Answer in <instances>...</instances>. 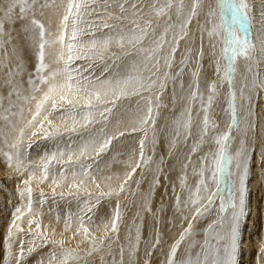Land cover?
I'll list each match as a JSON object with an SVG mask.
<instances>
[{
    "label": "snow or ice",
    "instance_id": "obj_1",
    "mask_svg": "<svg viewBox=\"0 0 264 264\" xmlns=\"http://www.w3.org/2000/svg\"><path fill=\"white\" fill-rule=\"evenodd\" d=\"M253 12L250 0H0V164L17 200L0 264H152L156 252L158 264H239L250 165L264 168V0L255 36ZM36 139L50 144L38 159ZM161 140L168 157L188 148L170 198L180 230L171 241L156 231L141 254L139 225L121 236L124 202L139 199L141 220L164 211L152 208ZM217 198L200 242L194 221Z\"/></svg>",
    "mask_w": 264,
    "mask_h": 264
},
{
    "label": "rangeland",
    "instance_id": "obj_2",
    "mask_svg": "<svg viewBox=\"0 0 264 264\" xmlns=\"http://www.w3.org/2000/svg\"><path fill=\"white\" fill-rule=\"evenodd\" d=\"M209 2H213V1L209 0ZM206 4H207V1H206ZM213 4H214V2H213ZM17 27H18V25H17ZM6 30H7V25H6ZM252 31H253V29H252ZM252 34H253V32H252ZM15 36H16V33L14 32L13 37H15ZM77 63H80V62L78 61ZM240 71H243L242 65H241ZM261 72H264V66H261ZM185 78H187V77H185ZM185 84H187V79L185 80ZM202 84H203V82H202ZM169 87H171L170 94H172V86H171V84H169L167 91L165 92L166 96H167V93L169 92ZM202 87H203V85H202ZM176 92H177V95L180 94V89H179L178 85L176 88ZM166 96L164 97V103L170 104L168 102V100L166 101V99H167ZM166 111L168 112V114L164 115V112H166ZM178 111H179V106L177 105V112ZM216 111H218V107L213 109L214 113ZM161 112L164 116H171L172 115V113L170 112L169 109L162 108ZM161 120L162 121H160V123L163 124L164 120L163 119H161ZM134 135H138V134H134ZM131 143H132V141L129 140V141H125L123 143V145L117 144L116 148L113 149V152H116L118 150H124V149H126L127 145H130ZM191 143H192V140L189 139V141H188L189 147L191 146ZM137 147H138V143H137ZM48 148H50V144L48 142L40 140V139H36L33 142V146L29 151H30L32 158L38 159L39 155H37V154H43V151L48 149ZM178 148H179V151L174 150V155L171 157H168L167 156V145L165 144V142L163 140L158 142L157 147H156V155L153 157V159L158 160L161 155H165V158H166V163L163 166L164 172L159 177L160 183H161V181L166 183L165 178L167 176L170 177V175L172 174L171 170H172V165H174V163H175L174 159H177V161L181 164V161L183 160L184 156L188 152V148L184 147L183 145H179ZM147 154L149 156L152 155L151 145L148 146ZM121 159H126V156L121 157ZM195 159H196V157L194 156L193 160H195ZM109 162H111V161L109 160ZM257 162H259L258 159H257ZM257 162L253 161L252 163H254V165H260V162L259 163H257ZM252 163L250 165L249 177H248V181H247L248 192H247V196H246V214H245L244 220L241 222V228H240L241 245H240V251H239V255H238V262H239L240 255L247 252V250L243 251L244 247L242 245L246 241V237H247L248 233L250 234V237L248 238V240H250L251 243H253L252 249L255 251L253 254H250V260H252L253 262H255L256 254H257V251L255 250L257 248L256 244H258V241L260 239L264 238V219H263L264 218V198L262 195H259L258 197L255 198V201L252 202L253 195H252L251 191L254 189H252L251 186H252V183L254 182L253 173L255 170V166H253ZM114 164H113V166H114ZM102 166H103V164H102ZM152 167H154V165H150L149 168H146L144 170L145 178H147V176H150V178L147 179L146 182L151 180V178H152V176H151V168ZM112 170H113V167H112ZM188 173H189V177H188L189 183L194 184L195 177H193L191 175V167H189ZM15 184H16V178L15 177L9 178L5 174V169H4L3 165L0 164V238L3 237L5 230H6V226L11 220V212L14 210V207L17 204V200L15 198ZM144 185H145V182H143L141 184V191H144ZM172 185H173V182L170 179H168V185L167 186H166V184L165 185L164 184L159 185V187L161 186L160 189L166 191L167 197L164 198V201L166 200V198L168 201L162 205V208L164 209V211L161 212L158 216L159 217V219H158L159 223H156L157 218L154 219L150 213H146V212H142L143 219L140 222L138 220L135 221L132 217H130V214L131 213L133 214V212L138 210V205L140 203L139 199H136V198L129 196L128 201L124 202L125 203L124 221L120 226L121 227V236L123 237V235H125L128 232L129 228H132V233L134 235L135 234V226L139 225L140 230H141V245H140L141 254H143L145 243L148 241L154 240L156 231H160V233L162 234V237L165 241H171L172 238L175 237L180 230L178 220H173V210L170 207L171 203H174V200L170 199L172 197ZM256 185H258V183ZM169 188L171 191L169 190ZM132 190H135V189L133 188ZM176 190H177V192L180 191L179 185L176 188ZM44 191H45L47 196H49V197L51 196L50 189H48L47 187H44ZM185 195H186V193H185ZM57 199H59V197H57ZM159 199H157V200H159ZM162 203H158L156 201L154 202V198H153L152 199L153 210L155 211L156 209H159L160 205ZM219 203H220L219 198H217V200L215 201V204H214L213 208L210 210V212L206 213L205 216L200 217V218H198V220L194 221L195 231H196V236H195L196 240H198L200 242L203 241L204 229L207 228V225L209 223H211L214 219L217 218V210L219 207ZM49 204H51L50 199H49ZM47 207L48 206L46 205L45 206V212L46 213H47ZM105 209H107L109 212L111 211V209L108 208L106 201H101V205H100L101 214L104 213ZM72 211H76L75 205L72 206ZM253 214H254V217L252 218ZM169 220H173V223H175V224H172V225L170 224L171 226H169V227H163L164 222L167 223ZM133 221H135V225L133 224ZM43 222L45 224L49 223V217L47 216V214L45 215ZM184 226L185 227L187 226L186 223ZM25 229L27 230L26 225H25ZM163 230H165L166 233L169 234L167 236V238H164L165 236L162 233ZM161 259H163L161 254L159 252H156L154 254V256L152 257V264H158V261Z\"/></svg>",
    "mask_w": 264,
    "mask_h": 264
},
{
    "label": "bare ground",
    "instance_id": "obj_3",
    "mask_svg": "<svg viewBox=\"0 0 264 264\" xmlns=\"http://www.w3.org/2000/svg\"><path fill=\"white\" fill-rule=\"evenodd\" d=\"M206 1H207V3H209V0H205V3H206ZM211 1L214 2V0H211ZM213 2H211V3H213ZM250 2L253 4V8H254V12H253V28H252L253 31L252 32H253V36H255L256 35V32L258 30V27H259V15H260V8H261V0H250ZM180 47H181V50H182L183 49V42H181V46ZM179 58H180V54L178 52L177 53V60ZM207 63L208 62L205 61V69H207L208 73L211 74V69H208L207 68ZM3 79H4V72L3 71H0V81H2ZM186 79L187 78H185V80ZM170 89H171V87H169V92L167 93V96L165 94V96L167 98L166 101L168 100L169 103H170V97H171ZM169 106L171 107V103L169 104ZM166 114H168L167 111L164 112V115H166ZM174 162L175 163H174V165H172V170H171V173L172 174L170 175V177L167 176V179L165 178V182L166 183H164V182L161 181V183L159 185H163V184L165 185L166 184V186H167L168 185V179H170L173 182V184L176 185V188L178 187V185H179L178 174H180V172H181V164L177 161V159H174ZM255 162H257V160H255ZM257 163H259V162H257ZM252 164H253V166H255V170H254V173H253V175H254V182L252 183V186H251V188L254 189V190L251 191V193L253 195L252 202H254L255 201V198L258 197L259 195H262L263 198H264V168H261L260 165H254V163H252ZM112 172H122V165L119 164V163H115L114 166H113ZM137 172L139 173V170H137ZM139 178L140 177L137 175L136 176V179H139ZM149 178H150V176H147L146 180L149 179ZM146 180L144 181L145 182L144 190H146L147 187H148V183L146 182ZM257 183H258V185H256ZM160 187L157 186L156 189H155V193H154V196H153L154 202L156 201L158 203H162L164 201V198L167 197L166 191L160 189ZM133 188L134 189L136 188L135 184H132V189ZM169 190H170V188H169ZM136 199H138V198H136ZM157 199H159V200H157ZM165 202H168L167 201V198L160 205V208H162V205ZM136 212L137 211L133 212V214L131 213L130 214V217H132L135 221L138 220L140 222L141 219H139V218L136 217ZM141 217L143 218L142 212H141ZM253 217H254V214L252 215V218ZM157 219H159V217H157ZM170 224L172 225V224H175V223H169V221L167 223L164 222L163 227H169V226H171ZM162 233L165 236L164 238H167V236L169 235L168 233H166L165 230H163ZM249 237H250V234L248 233L247 234V237H246V241L242 245L244 247V250L243 251L247 250V252H245L244 254H241L240 255V257H239V264H255V262H253L252 260H250V254H253L255 251L252 249L253 243H251V241L248 240ZM256 247L257 248L255 250L257 251L258 250V244H256Z\"/></svg>",
    "mask_w": 264,
    "mask_h": 264
}]
</instances>
